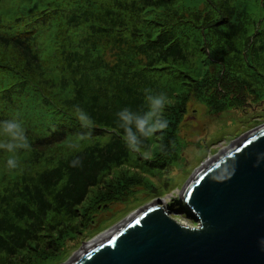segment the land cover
<instances>
[{
    "label": "trees",
    "instance_id": "trees-1",
    "mask_svg": "<svg viewBox=\"0 0 264 264\" xmlns=\"http://www.w3.org/2000/svg\"><path fill=\"white\" fill-rule=\"evenodd\" d=\"M10 1L0 123L19 120L30 148L15 169L0 149V264H54L100 207L156 188L179 158L190 97L216 113L264 97V0ZM124 110L134 134L152 113L167 126L130 147Z\"/></svg>",
    "mask_w": 264,
    "mask_h": 264
},
{
    "label": "water",
    "instance_id": "water-1",
    "mask_svg": "<svg viewBox=\"0 0 264 264\" xmlns=\"http://www.w3.org/2000/svg\"><path fill=\"white\" fill-rule=\"evenodd\" d=\"M177 198L196 224L175 220L158 198L66 264H264V124L206 162Z\"/></svg>",
    "mask_w": 264,
    "mask_h": 264
},
{
    "label": "rangeland",
    "instance_id": "rangeland-1",
    "mask_svg": "<svg viewBox=\"0 0 264 264\" xmlns=\"http://www.w3.org/2000/svg\"><path fill=\"white\" fill-rule=\"evenodd\" d=\"M14 1L11 0L7 7H11ZM239 101L244 103L236 104L225 112L216 113L190 97L179 125V158L169 163L166 169L162 170L163 174L150 178L154 185L156 182L157 192L156 188L146 191L143 186H138L136 194L127 202L108 203L100 207L79 235L66 240L65 246L62 247V257L54 264H66L85 243L107 233L131 214L158 198L175 220L187 225L196 224L192 213L177 198L185 182L236 138L264 124V97L254 100L253 95H248L246 99L240 97ZM172 197H176V203L170 200ZM162 199H165V202Z\"/></svg>",
    "mask_w": 264,
    "mask_h": 264
},
{
    "label": "clouds",
    "instance_id": "clouds-1",
    "mask_svg": "<svg viewBox=\"0 0 264 264\" xmlns=\"http://www.w3.org/2000/svg\"><path fill=\"white\" fill-rule=\"evenodd\" d=\"M165 103L166 98L163 95L154 99V104L161 110L163 109ZM78 112L79 115L77 119L82 124L90 125V118L82 110H78ZM118 115L124 122L120 126L125 130V139L129 146L133 148L137 147L136 142L140 136H150L155 130L163 129L167 126V122L165 120L160 119L156 113H152L148 117L137 118L135 120L136 134H134L132 128L128 126L133 122L132 117L128 114V111L124 110ZM153 116H156V118L153 119ZM0 135L5 137L3 141H0V149H5L6 151L13 153V155L7 159L6 166L10 169H15L18 167V161L15 157V153L18 150H28L30 148V144L24 134L21 122L13 119L0 123ZM73 163H78V161Z\"/></svg>",
    "mask_w": 264,
    "mask_h": 264
},
{
    "label": "bare ground",
    "instance_id": "bare-ground-1",
    "mask_svg": "<svg viewBox=\"0 0 264 264\" xmlns=\"http://www.w3.org/2000/svg\"><path fill=\"white\" fill-rule=\"evenodd\" d=\"M204 164H205V163H204ZM204 164H203V165H204ZM203 165H202V166H203ZM200 168H201V167H200ZM200 168H199V169H200ZM199 169H198V170H199ZM198 170H197V171H198ZM168 195H169V194H168ZM168 195H167V196H168ZM167 196H165V197H167ZM175 196H176V195H175ZM158 200H159V202H161V199H158ZM162 201L165 202V199H162ZM111 230H112V229H111ZM105 234H106V233H104L103 236H105ZM103 236H102V237H103ZM102 237H101V238H102ZM89 244H90V243H89ZM89 244H87V246H88ZM76 255H77V254H76ZM72 259H73V258H72ZM70 261H71V260H70ZM70 261H69V262H70Z\"/></svg>",
    "mask_w": 264,
    "mask_h": 264
}]
</instances>
